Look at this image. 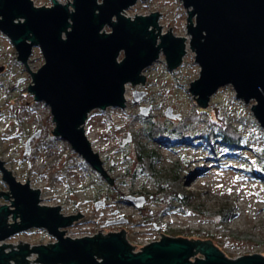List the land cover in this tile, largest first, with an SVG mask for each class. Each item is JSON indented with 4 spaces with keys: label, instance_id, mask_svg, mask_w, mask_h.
I'll list each match as a JSON object with an SVG mask.
<instances>
[{
    "label": "water",
    "instance_id": "95a60500",
    "mask_svg": "<svg viewBox=\"0 0 264 264\" xmlns=\"http://www.w3.org/2000/svg\"><path fill=\"white\" fill-rule=\"evenodd\" d=\"M138 1L63 4L53 0L51 6L38 7L33 0H0V31L10 38L20 62L29 68L36 47L44 56L37 72L29 68L33 81L29 91L35 101L50 107L56 124L53 135L67 141L115 189L114 179L86 134L90 112L125 108L127 84L144 85L143 71L162 53L170 70L183 64L187 54L186 37L174 35L172 27L162 34L159 12L135 18L125 15ZM181 1L188 9L190 47L200 66V76L190 87L194 99L207 107L220 88L232 85L238 98L247 103L255 100L252 112L264 129V0ZM106 26L111 32L105 31ZM142 95L134 92V102ZM40 135L39 130L35 136ZM0 171L9 188V192L0 191V197L11 203L0 206V264H30L31 254L38 255L34 262L39 264H264L261 254L230 258L211 240L162 234L161 240L134 252L124 229L67 237L64 229L82 213L65 216L61 206L41 205L40 189H33L29 180L19 181L1 158ZM124 199L139 209L147 202L145 196ZM104 205L105 201H98L96 208ZM32 227L46 229L56 241L33 246L1 244ZM198 251L203 256L198 257Z\"/></svg>",
    "mask_w": 264,
    "mask_h": 264
},
{
    "label": "rangeland",
    "instance_id": "374dc122",
    "mask_svg": "<svg viewBox=\"0 0 264 264\" xmlns=\"http://www.w3.org/2000/svg\"><path fill=\"white\" fill-rule=\"evenodd\" d=\"M58 1L63 4L73 2ZM33 2L38 7L53 4V0ZM153 12L161 14L159 23L162 34L172 27L174 35L187 37L190 43L188 9L181 0H140L128 8L125 15L135 18L136 14L149 15ZM105 31L111 32V28L106 26ZM44 62L40 48L36 47L29 59L30 70L37 72ZM29 68L18 59L10 38L0 31V158L23 183L29 180L31 186L35 187L65 188L63 197L74 207L69 209L77 212H74L75 215L79 212L85 214L69 228V234L120 232L124 229L131 241L137 237L154 238L161 231L170 237L189 239L193 234L194 239L213 241L230 258L250 254L264 256V129L252 112L255 100L245 102L237 97L232 85H227L220 88L205 107L211 113L218 109L216 113L228 118L245 136L246 145L238 149V155H226L228 151L216 145L220 152L213 156H218L215 160L203 144H182L171 148L148 141L150 123L145 118L153 116L156 122L164 120L170 125L194 114L200 107L190 92L191 83L200 76V66L191 47L183 64L174 70L168 68L162 53L158 61L143 71L146 77L144 85L140 83L133 87V84H127L125 108L93 110L84 125L92 146L101 155L116 189L123 195L127 191L133 196L137 192L139 195L136 197L156 194L159 181L181 173L180 190L189 196L184 208L176 202L174 208L162 214L166 204L157 201L144 204V209L127 205L133 208L136 215L131 216L129 221L126 219V223L113 222L106 215L112 207L126 201L114 195L118 191L107 180L101 182L95 174L88 188H80L79 178L71 174L70 180L58 182L72 156L59 153L51 157L49 154L53 146H66V143L53 135L56 124L50 107L44 102L35 101L34 94L29 91V85L33 83ZM136 91L144 95L134 102ZM143 109L146 116L142 115ZM170 114L175 118L171 119ZM203 119L200 125L189 130L190 135L196 137L206 130L208 115L204 114ZM39 130L41 135L36 137ZM137 142L159 150L162 161L157 165L159 173L156 176L140 175L132 180L126 175L129 168L136 167ZM253 165H257V175H251ZM0 191L9 192L1 171ZM50 196L47 191L43 202L50 204L51 201L46 199ZM98 201H105V205L97 209ZM3 204L10 203L0 197V206ZM146 211L154 215L146 217ZM225 213L228 221L224 220ZM198 235L201 236L196 237ZM12 238L1 244H49L55 241L46 229L36 227L21 231ZM197 253L198 257L203 256L201 251Z\"/></svg>",
    "mask_w": 264,
    "mask_h": 264
},
{
    "label": "trees",
    "instance_id": "16d2710c",
    "mask_svg": "<svg viewBox=\"0 0 264 264\" xmlns=\"http://www.w3.org/2000/svg\"><path fill=\"white\" fill-rule=\"evenodd\" d=\"M218 112V109H216ZM211 113L207 111L205 107H198L194 114L189 115L188 117H183L178 122L167 124L166 121L160 120L156 122L153 119V116L145 118L149 121L150 125L147 131V138L149 142H158L163 146H169L173 148L174 146H180L182 144H191L194 146L205 145L210 151L211 157L215 160L218 159V156L214 158L213 156L217 155L219 150H217L216 145H220L225 151H228L226 155H238V149H242L246 145V138L243 134L236 129L233 124L226 117H221L219 113ZM204 114L208 115V126L206 130H202L199 135L193 137L189 134V130L193 126H198L203 122ZM142 115L146 116V112L143 109ZM169 117L175 118L169 115ZM61 139L60 137H58ZM55 139V137H54ZM63 140V139H61ZM65 141V140H64ZM136 167L134 169H128L126 175L130 179L135 180L140 175L145 176H156L159 173L157 165L161 163L162 158L159 150L154 147H148L141 142L136 143ZM75 152V151H74ZM86 165L90 166L86 161ZM251 175H257V165H253ZM246 169H244L245 171ZM95 171V170H94ZM96 176L105 182V178L101 176L98 172L95 171ZM182 176L181 173H178L173 178H166L162 181H159L158 192L156 194L148 196L147 194L142 195L147 198V203L151 201H157L159 203L166 204V208L161 212L165 213L167 210H171L175 207V203H179L181 208H184L189 201V196H186L180 190V180ZM96 179H94V182ZM115 191V190H113ZM115 196L124 198V195L120 192H116ZM128 203V202H127ZM144 209V207L142 208ZM146 217L151 218L154 214L151 211L144 212ZM224 220H229L227 213L224 214ZM198 235L196 237H200ZM191 238L194 239L193 234ZM190 238V239H191Z\"/></svg>",
    "mask_w": 264,
    "mask_h": 264
},
{
    "label": "built area",
    "instance_id": "2783aa9c",
    "mask_svg": "<svg viewBox=\"0 0 264 264\" xmlns=\"http://www.w3.org/2000/svg\"><path fill=\"white\" fill-rule=\"evenodd\" d=\"M188 39L189 38H187V43H186L187 53H188L189 47H190V43H188ZM127 100H128V97L126 95V101ZM89 116H90V114H89ZM89 116H88V118H89ZM65 143H66V146H63L61 144H60V146H58V145L53 146V148H51V150L49 152L51 157L52 156H56L59 153L72 156L71 162L68 165L65 174H60V176L58 177V182L59 183L60 182H64V181L68 180V178L70 180L71 174H76V176L79 178V181L81 182V185L83 186V187L81 186L80 188H88L89 185H90V182H91V180L93 178V175H95L94 169L91 166H88V165L85 164L84 158L81 155H79L78 153L74 152V150L72 149L71 145L68 142L65 141ZM91 144H92V142H91ZM93 149L95 150L94 147H93ZM31 187L33 189H37V190L40 189V191H41V203L40 204L41 205L52 206V207L61 206L62 207L61 208V213L63 215H65V216H71V215H75V213H77L75 211H74L75 212L74 213L73 211H71L69 209V208L74 209V207L70 203H68V201H66V199L63 197L64 196V192H65V188L62 189L61 187H57V186L56 187L52 186V188H48V186H47V189H45L43 186L35 187L33 185ZM47 191L52 195L49 198H46L49 201H51L50 204H46L45 202H43L45 200L44 199V195H45V193H47ZM134 194H136L134 196H138L139 195L137 192H134ZM126 195H131V193L129 191H127L124 196H126ZM126 202L127 201H121V203L119 204L118 207L114 206V207H112L111 211H107L106 215L108 216V218L110 220H112L113 222L116 221L118 223L119 219H121V218L128 219V221H129L131 216L134 217L136 215V213L134 214V210H132L133 209L132 207H135V206H133V205H131L129 203H126ZM8 203H10V202H8ZM8 205H11V203L8 204ZM127 205H130L132 207L127 206ZM103 214L104 213H102V215ZM83 215L85 216L84 213H83ZM9 222L10 223L14 222L12 216L9 217ZM77 222H78V220L75 221L72 226H74ZM72 226H70V227H72ZM70 227H67L66 229H64L66 231V235L65 236L72 237V238H82V237H85V236H91L92 237V236H95L96 234H99V233H101L103 235H107L109 233V232H103V231H99V232L93 233V232L89 231V232H86L85 234H81V235L80 234L71 235V234L68 233V230H69ZM114 232H116V231H114ZM162 234L167 235L164 231H161L160 235L155 236L154 238H143L142 239V238L137 237L135 241L129 240L128 235H127V238H128V241L130 242V244L135 246L134 252H139V251L142 250L141 248L151 244L152 242L161 240L163 238ZM54 242H51V243H54ZM30 244L32 246L36 245V244H32V243H30ZM16 245H18V244H16ZM37 257H38L37 254H31L28 257V259L30 260V264H39L38 262H34L35 260H37ZM12 264H15V263L13 262Z\"/></svg>",
    "mask_w": 264,
    "mask_h": 264
},
{
    "label": "flooded vegetation",
    "instance_id": "af4514ba",
    "mask_svg": "<svg viewBox=\"0 0 264 264\" xmlns=\"http://www.w3.org/2000/svg\"><path fill=\"white\" fill-rule=\"evenodd\" d=\"M54 238V237H53ZM13 239V238H10V240ZM55 239V238H54ZM56 240V239H55ZM42 244H45V243H42Z\"/></svg>",
    "mask_w": 264,
    "mask_h": 264
}]
</instances>
